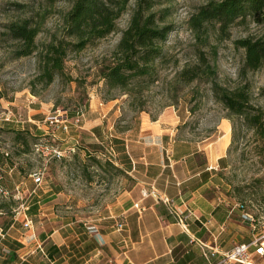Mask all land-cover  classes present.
Segmentation results:
<instances>
[{"label":"rangeland","instance_id":"rangeland-1","mask_svg":"<svg viewBox=\"0 0 264 264\" xmlns=\"http://www.w3.org/2000/svg\"><path fill=\"white\" fill-rule=\"evenodd\" d=\"M154 1L156 11L169 10L166 22L173 26V31L162 46L165 58L157 64L156 81L133 98L117 90L108 94L98 69L128 26L134 1L129 2L117 20L115 32L80 53L69 54L64 75L56 76L51 84L44 86L33 83L39 73L37 52L15 58L14 50L18 47L4 35V26L23 17L40 22L36 43L41 50L52 36L61 37L63 17L74 0H0V176L3 187L14 195L12 200L17 205L12 211L16 224L8 229L12 238L26 242L27 250L21 255L33 246L35 238L41 240V236L53 229L63 233L64 241L65 238L72 241L85 226L103 223L116 198L135 183L125 167H120V159L126 158L124 140L135 139L148 120L165 112L177 120L176 132L170 137L174 142H168V147H179L182 151L216 141L222 136L220 123L228 121L229 125L224 123V131L230 126L227 167L212 172L213 178L222 188L220 193L242 202L250 214L264 221V143L243 126L241 119L231 118L214 100L209 84L186 85L177 80L185 66L195 64L194 52H206V58L217 70L218 84L233 89L248 82L252 103L264 109V98L259 95L264 67L241 78L243 50L233 44L239 38L258 34L259 28L252 24L234 26L229 39L220 41L213 26H209V38L202 37L204 42H199L189 30L187 20L197 8L219 0ZM15 3L26 5V12L15 11L12 7ZM209 52H216V57ZM133 103L138 107L133 108ZM52 117H57L58 122L47 121ZM65 119L70 123L69 128L62 131L60 122ZM16 133L20 134V140H16ZM42 146L61 151L72 148L74 152L56 159ZM2 153L14 168H7ZM93 157L101 164L95 163ZM204 158L203 153H198L187 163L188 168L203 165ZM178 171L179 178H185L183 165L178 166ZM38 172L43 179L40 185H35L31 175ZM33 202H37V209L28 215L27 209ZM4 220L5 216L0 218V227ZM260 227L259 223L255 231L249 228L250 236ZM64 254L62 251L61 255ZM35 255L24 257V264H48ZM31 258L38 261H30Z\"/></svg>","mask_w":264,"mask_h":264},{"label":"crops","instance_id":"crops-1","mask_svg":"<svg viewBox=\"0 0 264 264\" xmlns=\"http://www.w3.org/2000/svg\"><path fill=\"white\" fill-rule=\"evenodd\" d=\"M224 123L229 125L226 120L220 123L222 136L216 141L182 151L179 147H168V142H174L170 137L176 132L177 125V120L169 112L148 120L135 139L124 140L126 158L123 162L120 159V167H125V172L135 179V183L116 198L111 211L103 217L104 222L85 226L72 241L69 238L64 241L63 233L53 229L44 234L45 238L41 236V240L34 236L35 242L40 241L45 251L57 249L53 264L59 261L60 264L219 262L224 253L251 238L249 225L241 220L244 206L226 193H220L222 188L213 178L212 172L227 167L230 126L224 131ZM198 153H203L205 163L189 169L187 163ZM179 165L184 166L185 178H179ZM150 187L173 200L175 208L187 216L184 224H179L156 198L142 197L141 191ZM189 213L192 216H188ZM105 223L107 226L102 225ZM91 226L96 232L88 231ZM7 236H10L9 230ZM35 242L22 255L27 244L21 242L23 247L17 252L21 262L34 253L46 261ZM62 251L64 255H61ZM30 261L38 260L31 258Z\"/></svg>","mask_w":264,"mask_h":264},{"label":"trees","instance_id":"trees-1","mask_svg":"<svg viewBox=\"0 0 264 264\" xmlns=\"http://www.w3.org/2000/svg\"><path fill=\"white\" fill-rule=\"evenodd\" d=\"M130 1H134L135 6L128 26L121 32V37L109 58L99 67L98 75L103 80L108 94L117 90L124 92L128 97L136 98L148 85L156 81L157 64L165 58L162 46L173 31V26L166 22L169 10L164 8L156 11L157 2L154 0H74L70 10L63 17L61 37L52 36L50 42L41 50H38L36 43V38L41 32L40 22H36L32 17L19 18L5 24L4 35L18 47L14 50L15 58L27 57L37 52L39 73L33 83L47 86L56 76L64 75L65 61L69 54L80 53L94 42L115 32L116 22L125 13ZM12 7L23 14L27 8L26 5L18 3L12 4ZM250 24L258 27L259 33L233 42L235 48L243 50V65L239 71L241 78L264 67V0L210 1L197 8L187 20L189 30L199 42H204L202 37L209 38V26H213L214 35L221 41L229 39L232 27H248ZM209 53L216 57V52ZM194 57L195 64L185 66L178 73V82L186 85L193 82L209 84L214 100L228 111L231 118L241 119L243 126L264 143V109L252 103L249 83L228 89L216 82L217 70L206 58V52H194ZM259 95L264 98V83ZM131 106L138 107L134 103ZM15 137L20 140V134L16 133ZM234 140L233 126L232 143ZM1 158L8 160L3 153ZM93 161L101 164L96 157H93ZM123 161L125 158L121 159V162ZM6 165L9 166L8 169L14 168L9 163ZM107 166L110 164L107 163ZM0 189L7 194H1L0 199H8L0 201V218L5 216L0 227V264H24L17 255L23 245L7 236L8 228L16 224L12 211L17 205L12 200L14 195H10L3 187L2 177ZM239 203L244 206L243 211L249 213L246 206L242 202ZM36 209L37 202H33L28 207L27 214H33ZM56 253V248L46 251L43 248L42 256L50 263Z\"/></svg>","mask_w":264,"mask_h":264},{"label":"built area","instance_id":"built-area-1","mask_svg":"<svg viewBox=\"0 0 264 264\" xmlns=\"http://www.w3.org/2000/svg\"><path fill=\"white\" fill-rule=\"evenodd\" d=\"M47 121L50 122H58L57 117L49 118ZM75 123H78L76 120ZM69 122L67 120H63L60 122V127L62 131H67L69 128ZM52 157L56 159H60L64 157L65 154L73 153L74 149L70 148L68 151H61L60 149L54 148L53 146H42ZM39 150V149H38ZM1 175V173H0ZM1 178V176H0ZM33 183L35 185H40L43 179L42 173H33L31 175ZM6 196L5 192H2L0 189V195ZM141 195L143 198L152 196L157 200L161 201L169 210L170 214L176 218L179 224H184L187 216H184L183 213L178 212V210L174 206V202L172 199L168 198L165 195H160L156 192L155 188H150V190L141 191ZM137 207V205H135ZM188 216H192L187 214ZM264 215V214H263ZM263 219V217H260ZM241 220L246 222L249 227L255 231L257 225L260 223L261 227L259 231L255 232L248 242H241L233 247L232 250L224 253L222 258L217 263L210 264H264V221L260 222L258 219L254 217L253 214L244 212L241 215ZM120 227V226H119ZM88 231L96 232L93 226L88 228ZM37 249L43 254V249L41 244H36Z\"/></svg>","mask_w":264,"mask_h":264}]
</instances>
